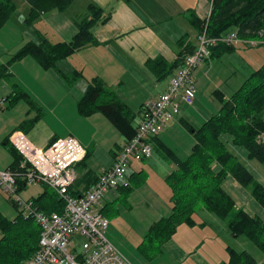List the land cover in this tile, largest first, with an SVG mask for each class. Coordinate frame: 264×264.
<instances>
[{
    "label": "crops",
    "instance_id": "crops-1",
    "mask_svg": "<svg viewBox=\"0 0 264 264\" xmlns=\"http://www.w3.org/2000/svg\"><path fill=\"white\" fill-rule=\"evenodd\" d=\"M211 3L212 0H73L66 10L46 12L29 26L25 22L26 15L20 16L19 21L29 29L30 36L27 40L25 37L19 40L14 50L4 53L10 59L26 43H37L40 35L51 44L68 43L77 31L78 19L88 12L89 5H94L102 12L100 21L91 29L97 44L57 60L54 69H43L31 56H25L10 64V74L0 79V103L8 97L12 99L14 89L26 93L32 103L30 105L23 100L13 103L7 100L6 106L0 104V170L8 168L18 155L7 144L13 132H21L35 147L45 145V148L56 139L72 136L84 147L86 155L75 168L76 179L71 189L74 196L89 190L96 178L112 165L124 140L100 113L93 112L87 116L78 113L77 103L82 99L87 86L95 77L99 78L127 105L136 123H139L142 105L165 91L175 68L181 65L183 53L195 47L199 23L208 18ZM240 41L232 46H218L210 59L195 70L197 88H202L201 81L205 80L206 73L212 74L214 60L219 59L224 52L232 51L241 44L251 47L263 44L258 42L253 45L249 43L250 40ZM15 63L25 70H14ZM175 63L178 66L172 68ZM4 64L7 63H0V66ZM171 68L172 73L168 76L162 79L158 77L161 70ZM256 70L249 66L248 72H242L245 77L243 82ZM59 72L71 75L75 80L65 83ZM213 94L219 109H199L196 107V97L192 105L182 104L179 114L166 125L161 134L152 138L151 157L144 163L133 161L130 164L129 187L109 191L101 203V213L109 221L106 237L131 264H221L227 260L225 249L222 252L216 250V232L211 228L215 218L206 222L198 217L203 209L193 215L194 225L178 226L174 235L157 253L148 254L143 249L149 227L169 216L172 211L171 191L166 178L177 166L166 149L184 161L195 144L194 138L190 141L174 131L179 132L181 126L187 132L188 128L198 129L199 125L201 127L218 113L222 105L219 98L227 100L231 97H227L217 84H214ZM195 117L199 119L195 121L197 128L191 124ZM37 123L50 131L51 136L47 142L36 138L38 134L47 133L46 130L36 129ZM94 123L101 126L96 129ZM88 124H92L93 129ZM102 127L107 128L108 134L100 131ZM62 129L64 134H60ZM83 132L89 135L84 136ZM189 134L193 137L191 132ZM177 142L179 149L183 146L186 149V158L179 152ZM97 147L102 154L98 155V162L91 167L87 160L88 157H95ZM236 152L242 157L240 161L245 160V153L241 150ZM87 176H90V182ZM78 184H82L81 187ZM40 186L45 187L44 191L48 188L46 184L38 182L31 186L20 184L18 191H38V196L31 194L25 199L35 201L44 192H41ZM44 199L42 197L39 202L46 205Z\"/></svg>",
    "mask_w": 264,
    "mask_h": 264
},
{
    "label": "trees",
    "instance_id": "trees-1",
    "mask_svg": "<svg viewBox=\"0 0 264 264\" xmlns=\"http://www.w3.org/2000/svg\"><path fill=\"white\" fill-rule=\"evenodd\" d=\"M72 1L25 0L29 6L25 22L29 26L46 12H62ZM13 6L11 0H0V15L10 12ZM101 14L99 8L89 5L88 12L78 19L77 31L68 43L51 44L41 35L37 43H26L11 57L9 63L0 66V79L10 74V64L25 56H31L43 69L48 70L56 67L57 60L64 59L81 48L97 44L91 29L100 21ZM204 23L210 37L218 38L235 32L241 40H256L259 32H263L264 36V0H212L209 17L206 22L199 23L200 28ZM177 66L178 63H175L172 68ZM172 68L161 70L158 77L162 79L168 76L172 73ZM55 71L57 72L56 69ZM58 74L65 83L75 80L71 75ZM11 96L12 99L8 97L4 100L13 103L23 100L32 104L27 94L20 89H14ZM219 100L222 105L216 115L198 129L188 128L195 144L186 160H179L166 149L177 166L166 178L171 191L172 211L169 216L149 227L143 243V249L148 254L157 253L174 235L178 226L194 225L193 215L203 209L226 221L231 235L246 236L264 255V219L236 209L234 200L222 187L226 177L232 176L240 185L250 187L254 198L264 208V185L255 181L253 174L234 154L235 150H243L246 158L264 164V144L258 140L264 133V64L229 99L223 100L221 97ZM77 110L81 116L100 113L120 133L124 143L135 136L139 123H136L127 105L97 77L87 86L82 99L77 103ZM19 164L20 157L17 155L14 162L6 168L16 175L18 186L22 184L20 178L25 172ZM87 177L90 182V176ZM78 185L81 187L82 184ZM71 188L68 192L73 195ZM47 196L53 203L50 209L39 202L42 197L46 199ZM33 203L37 211L43 213H62L64 208L61 199L47 191ZM13 206L18 207L16 203ZM21 213L12 221L0 216V264H26L39 250L41 229L33 214L22 217ZM226 251L227 260L221 264H264V259L258 262L246 251L237 253L231 248H226Z\"/></svg>",
    "mask_w": 264,
    "mask_h": 264
},
{
    "label": "built area",
    "instance_id": "built-area-1",
    "mask_svg": "<svg viewBox=\"0 0 264 264\" xmlns=\"http://www.w3.org/2000/svg\"><path fill=\"white\" fill-rule=\"evenodd\" d=\"M205 24L199 30L195 47L183 55L181 65L169 78L165 91L143 104L135 136L123 145L112 165L82 195L68 192L76 179L75 168L86 155L74 137L57 139L45 149H39L23 133L10 134L8 143L20 157V168L25 170L20 181L28 186L42 182L64 203L62 213L45 215L35 209L32 201H24L18 195L13 199L33 214L41 228L39 250L26 264H131L106 237L109 221L101 213V203L109 191L129 187L130 164L149 159L152 138L162 133L179 114L182 104H193L194 72L210 59L213 49L241 42L235 32L210 37ZM250 42L264 43L263 32ZM0 104L4 105V100ZM17 189L16 175L11 170H0V191L12 198ZM73 239H79V244L74 245ZM69 246L74 252L68 250Z\"/></svg>",
    "mask_w": 264,
    "mask_h": 264
},
{
    "label": "rangeland",
    "instance_id": "rangeland-1",
    "mask_svg": "<svg viewBox=\"0 0 264 264\" xmlns=\"http://www.w3.org/2000/svg\"><path fill=\"white\" fill-rule=\"evenodd\" d=\"M11 2L14 5L11 11L5 13L4 15H0V63H9L10 58H7L4 55V53L7 50H14V48L18 46L19 40H23L24 37L27 40L28 36H30L29 29L19 21L20 16L23 15H26L25 17L28 16L29 8H27V4L25 3L24 0H11ZM262 64H264V43L258 44L255 47L244 46V44H241L239 45V47L235 48L232 51L224 52L219 59L214 60L212 74L209 75L206 73L204 78L205 80L201 81L202 88H197L195 83L196 94L194 95V97H196V101H197L196 107H198L203 111L206 109L209 110L212 107L215 109L217 108L219 109V103L215 100L214 98L215 96L213 94L214 84H217V87H220V89L224 92V94L227 97H229L233 94V92H235L238 88H240L239 86L245 79V77L242 76V72L244 71L248 72L249 66H253L256 70ZM17 65L19 64H16V66L14 67V70H16L17 72L25 70L23 69V66H17ZM211 79L213 80L211 81ZM198 80L200 81V79ZM152 98L153 97H151V99ZM4 106H6L5 101H4ZM13 109H17V107ZM198 120L199 119L195 117V119L191 123L196 128L197 125L195 121ZM177 122L181 123L179 122L178 119ZM199 122L201 123L202 121ZM88 126L93 129L92 124H88ZM95 126L96 129H98L101 125L95 124ZM36 129L38 130L43 129L47 131L46 134L36 135V138H38L42 142H47L48 138H50L51 136L49 135L50 131L46 128L45 129L42 128L40 124H38ZM180 129L181 130H179V132L174 131V133L178 134L179 136H184L185 139H190V141H192L193 137L191 136V134H189V132L184 130L182 126ZM100 131L108 134L106 127H102ZM64 132H65L64 129H62V131H60V134H64ZM83 135L88 136L89 134L87 132H83ZM258 140L260 143L264 144V133L259 136ZM1 146L4 149L3 144H1ZM177 146H178V150H180L179 152H182L183 158H186L187 155L186 153H184L186 152L184 146L181 149H179L180 147L178 142H177ZM36 147L43 149L45 148V145L41 147L38 146ZM96 150H97V154L95 155V157H88L87 160L88 165L91 167L98 162L97 160L98 155L100 156V154H102L101 149L97 147ZM241 151L245 153L243 150ZM234 154L238 157V159L242 158L241 155L236 152V150ZM241 162L253 174L255 181L257 180L258 182L264 185V164L260 163L255 159H250V158H245V160L243 161L241 160ZM141 163L142 162H140V164ZM94 170L98 171L97 169ZM22 184L24 185L23 182ZM24 186H28V185H24ZM223 187L224 190L235 201L236 209L243 210L249 215L258 217L260 219L264 218V208L254 198L250 187H245L240 185L232 176L226 177L223 183ZM40 188H41V192L45 190V187L40 186ZM46 191L48 193H53L51 190H49V188H46ZM31 194H36V196H38V191L36 192L34 191V189L29 191L28 189L18 191L17 189V194H15L12 198L0 193V216L9 221H12L14 218H16V216L19 213H21V211H23L21 213L22 217L28 216L29 212L24 210L23 206L18 205L17 208L13 206L15 203L13 199L16 198V196L18 195L24 201H32V200H25L26 198H29ZM44 203L46 204L45 208L48 209H50L51 205H53V203L51 202L48 196L46 199H44ZM44 214L49 215V213L46 212H44ZM208 215L212 218H209ZM198 217L203 218V220H205L206 222L215 218V224L211 223V228L216 232V250L218 252H222V250L225 249L226 255L228 256L226 248H231L235 250L237 253L241 251L248 252L249 254L253 255L258 262H261L264 259L263 253L257 248L255 243L249 240L246 236H244L243 234H239L237 236L231 235L226 225V221L218 218L216 215L206 210L201 211ZM79 242H80L79 239L77 240L73 239L72 241L74 245L75 244L78 245ZM68 250L74 252L71 246L68 247Z\"/></svg>",
    "mask_w": 264,
    "mask_h": 264
},
{
    "label": "bare ground",
    "instance_id": "bare-ground-1",
    "mask_svg": "<svg viewBox=\"0 0 264 264\" xmlns=\"http://www.w3.org/2000/svg\"><path fill=\"white\" fill-rule=\"evenodd\" d=\"M62 201V200H61ZM63 202V201H62ZM37 223V222H36ZM38 224V223H37ZM39 226V225H38ZM40 227V226H39ZM41 229V228H40Z\"/></svg>",
    "mask_w": 264,
    "mask_h": 264
}]
</instances>
